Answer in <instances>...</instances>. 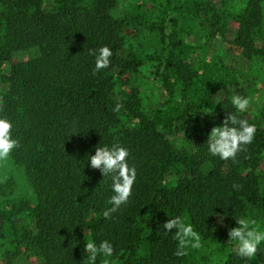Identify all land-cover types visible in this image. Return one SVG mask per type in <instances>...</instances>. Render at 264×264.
Segmentation results:
<instances>
[{
	"label": "trees",
	"instance_id": "trees-1",
	"mask_svg": "<svg viewBox=\"0 0 264 264\" xmlns=\"http://www.w3.org/2000/svg\"><path fill=\"white\" fill-rule=\"evenodd\" d=\"M193 1L196 21L173 23V46L183 32L213 34L219 28L210 4ZM115 6V0H53L48 8L41 0H0V65L7 64L0 116L13 124L20 147L10 158L23 167L35 195L31 226L3 252L6 264H87L86 243L103 240L113 245L115 264H182L184 256L174 255L175 230L163 228L168 219H186L203 238H223L238 226L236 218L264 211V116L249 117L231 103L249 92L224 90L209 119L182 116L174 134L164 136L134 93L114 97L113 73H134L137 65L122 52L123 23ZM236 19L234 45L247 60L262 59L256 39L264 0H247ZM103 46L112 51L110 65L93 75L89 50L98 54ZM32 48L34 56L9 61L12 53ZM229 113L257 129L235 162L212 156L207 143L211 128L222 126ZM73 129L77 133L70 134ZM113 144L129 150L137 175L128 203L109 219L103 213L115 194L111 176L92 169L90 156ZM172 168L181 172L166 185ZM6 189L9 184L0 183V196ZM3 217L0 207V233ZM224 264H264V242L254 258L230 253Z\"/></svg>",
	"mask_w": 264,
	"mask_h": 264
},
{
	"label": "rangeland",
	"instance_id": "rangeland-1",
	"mask_svg": "<svg viewBox=\"0 0 264 264\" xmlns=\"http://www.w3.org/2000/svg\"><path fill=\"white\" fill-rule=\"evenodd\" d=\"M41 2L44 8L53 4V0ZM206 2L219 17L217 32H183L180 44L173 46V23L196 21L199 13L195 11L193 0H115V12L123 23L122 52L137 65L134 73H113L114 97L126 98L134 93L136 103L146 109L156 129L166 137L174 134L182 116L209 119L214 102L223 96L224 90L238 87L249 92L250 107L244 113L251 117L261 112L264 116V57L247 60L233 43L236 16L247 0ZM256 40V46L264 51V22ZM35 53L34 48L16 51L9 56V61H22ZM178 66L184 79L177 71ZM6 68V63L0 65V95L5 86ZM131 123L127 121L125 125ZM179 171L181 169L172 168L165 176L164 184L173 185ZM4 182L9 184V189L0 196V207L4 212L0 264H6L3 252L13 246L18 234L31 226L30 207L35 203L23 167L10 157L0 161V183ZM244 218L254 219L255 226L264 231V211L250 213ZM184 221L187 224L186 219ZM201 244L199 249H188L182 264H224L228 254L236 253V245L229 236L201 237ZM104 259L102 256L98 264H103ZM107 259L110 264H115L113 259Z\"/></svg>",
	"mask_w": 264,
	"mask_h": 264
},
{
	"label": "clouds",
	"instance_id": "clouds-1",
	"mask_svg": "<svg viewBox=\"0 0 264 264\" xmlns=\"http://www.w3.org/2000/svg\"><path fill=\"white\" fill-rule=\"evenodd\" d=\"M90 55H95V67L93 75L110 65L112 51L108 46H103L98 50H89ZM231 103L237 112H247L250 107V100L240 95H234ZM121 105L117 104L119 109ZM3 108L0 107V112ZM13 124L4 116H0V161H6L13 150L20 147V141L12 135ZM256 125L250 124L247 119L240 118L234 113H229L223 120L222 126H213L208 134V151L212 156H218L222 160H233L235 162L237 154L247 151L256 134ZM77 133L75 129L70 134ZM129 150L120 145L96 147L94 155L90 156V167L101 171L103 177L111 176L112 190L115 193L109 203L112 205L103 215L111 218V213L116 212L123 204H127L132 195V187L136 180V169L129 166ZM234 188L240 187L234 184ZM219 216V215H218ZM237 225L229 232V240L236 245V254L242 258L252 259L259 251V245L264 242V231L256 227V221L251 218H236ZM223 224V217L218 220ZM163 228L166 232L175 230L174 239L177 241V249L174 255L183 257L188 255V249H199L202 247L201 236L194 231L190 223H185L184 219L177 216L164 222ZM84 251L88 253L87 264H96L98 256L105 257L103 264H110L107 258L113 256L114 248L108 240H103L97 245L95 241H88Z\"/></svg>",
	"mask_w": 264,
	"mask_h": 264
}]
</instances>
